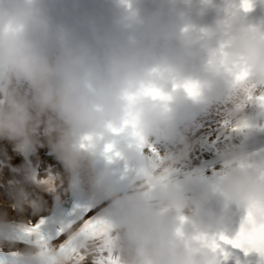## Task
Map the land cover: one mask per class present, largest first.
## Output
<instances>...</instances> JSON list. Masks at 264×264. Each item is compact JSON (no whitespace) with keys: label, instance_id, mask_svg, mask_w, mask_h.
Masks as SVG:
<instances>
[{"label":"clouds","instance_id":"1","mask_svg":"<svg viewBox=\"0 0 264 264\" xmlns=\"http://www.w3.org/2000/svg\"><path fill=\"white\" fill-rule=\"evenodd\" d=\"M124 6L131 12V3ZM224 47L227 51L210 61L213 75L233 77L244 65L249 82L264 84V31L229 30ZM188 84L181 67L167 61L149 67L135 48L110 53L106 75H97L74 46L72 32L56 22L48 0H0V142L16 151L34 153L47 146L71 170L81 154L82 133L90 141L125 131L149 140L167 129L172 85L189 94ZM239 91L245 97L247 84ZM221 155L222 194L245 211L236 232L243 227L246 234H259L264 231V162L245 151ZM111 197L114 264H212L213 250L203 239L211 236L209 226L193 216L188 198L163 175L141 169L131 194L121 196L113 188ZM211 199H198L197 209ZM177 219L195 230L185 234ZM27 257V264H47L36 249ZM56 264L67 262L58 256Z\"/></svg>","mask_w":264,"mask_h":264},{"label":"snow or ice","instance_id":"2","mask_svg":"<svg viewBox=\"0 0 264 264\" xmlns=\"http://www.w3.org/2000/svg\"><path fill=\"white\" fill-rule=\"evenodd\" d=\"M241 6L244 10L251 9L252 0H241ZM232 75L236 88L239 89L244 84L249 88L244 97L245 103H256L264 108V84L249 82V72L244 65H238ZM186 88L189 94L197 95L196 85L188 84ZM5 167L10 166L0 161V173L4 172ZM11 171V178L5 177L2 184L5 203L0 209V242L5 247L12 248L23 245L24 250H0V264H27V253L31 249L38 250L47 264H56L58 256L63 257L67 264H114V257L109 254L114 242V225L107 216L97 215L90 208H77L67 217H49L46 214L47 202L36 188H29L28 184L54 193L57 188L55 175L51 171L41 175L35 168H28L23 170L22 180L19 178L22 170L13 168ZM14 197L23 201L22 207L17 206ZM10 213L21 219H9ZM203 239L209 242L213 250L212 264H233L236 252H241L244 256L257 254L260 264H264V231L259 234H246L241 227L234 235L222 232L206 235ZM258 240L261 241L259 247ZM80 242H83L82 246ZM235 264L242 262L237 259Z\"/></svg>","mask_w":264,"mask_h":264},{"label":"bare ground","instance_id":"3","mask_svg":"<svg viewBox=\"0 0 264 264\" xmlns=\"http://www.w3.org/2000/svg\"><path fill=\"white\" fill-rule=\"evenodd\" d=\"M228 93L225 94L227 98L226 101L223 102L219 108H212L211 111L206 110L208 112L207 116H198L197 122H199V126H189L188 131L186 130L183 135L181 134L182 136L176 138H173L172 136L167 141L160 140L159 144L155 146V149L148 147L146 151H144V154H149L150 156L155 157L154 152L157 153L155 162L150 164L149 168L153 169L155 173L161 175V170H159V168L164 167V169H162L168 171L167 175L172 179H196L199 177V174L214 175L215 173L225 171L226 168L224 161L217 166L208 167L202 165V163L214 158L212 157V150L207 148L208 145L215 143L216 148L214 149L219 153L224 152L227 148L232 149L233 146H238V141L240 140L238 132L243 130L246 122L254 114L253 103H245L244 97L240 94L239 89L233 91L229 90ZM221 99H223V97ZM238 105L241 107L238 108ZM205 117H209V121H212V119H218V121H212L207 124L205 121L202 122ZM228 120H231L229 122L230 125H228L229 128H221V126L218 125V123L227 122ZM195 144L202 146V150L196 152L197 149H194ZM262 151H264V147L248 152V154L254 158L255 155L260 154ZM173 158H178V163H174ZM0 161H3L6 166H10L5 167L4 172L0 173V198L3 197L5 192L2 187L4 178H11L13 175L11 170L13 168L22 170L19 175V178L22 180L24 179L23 170L28 168H35L41 175H45L49 171L55 175L57 188L54 193L48 192L43 188H37L35 185L28 184L29 188H36L42 195V198L47 202V215L53 210L52 208L55 200L62 202L63 199L68 198L71 191V184L69 182L70 170L47 146L39 147L34 153H21L16 151L11 143L3 141L0 142ZM52 161L56 163L55 167L49 166L48 163H51ZM194 166H198V169L196 172H191V168ZM25 183L27 184V181H25ZM130 189L133 191V187ZM4 203L5 199L4 201L0 200V209L3 208ZM9 219L19 221L21 217L13 216L10 213ZM0 250L5 252L22 251L24 250V246L17 245L15 248L5 247L3 243L0 242Z\"/></svg>","mask_w":264,"mask_h":264},{"label":"rangeland","instance_id":"4","mask_svg":"<svg viewBox=\"0 0 264 264\" xmlns=\"http://www.w3.org/2000/svg\"><path fill=\"white\" fill-rule=\"evenodd\" d=\"M218 120V119H217ZM219 120H221V119H219ZM224 120V119H223ZM231 120H228L227 122H224V123H218V125H221L222 127H224V128H229L228 127V125H230V122ZM221 127V128H222ZM176 136H178V134L176 135ZM175 136V137H176ZM174 137V138H175ZM215 147V144L214 143H212L211 145H210V148L209 149H213ZM194 149H197L196 150V152H199L200 150H202V146H199V144H195V148ZM214 154H216V151H214ZM49 156H51V155H49ZM53 156V155H52ZM217 158H219L218 160H220V159H223L222 158V156H218V155H215ZM54 157V156H53ZM175 160H177V158H175ZM49 164V166H56V163H54V161H52L51 163H48ZM4 199H5V192H4V194H3V197L2 198H0V200H2V201H4Z\"/></svg>","mask_w":264,"mask_h":264}]
</instances>
